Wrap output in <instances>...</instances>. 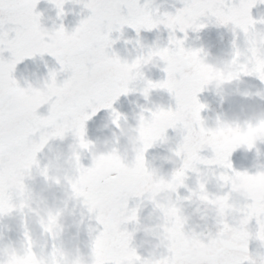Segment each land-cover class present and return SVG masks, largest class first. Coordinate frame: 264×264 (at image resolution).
<instances>
[{
    "label": "clouds",
    "instance_id": "clouds-1",
    "mask_svg": "<svg viewBox=\"0 0 264 264\" xmlns=\"http://www.w3.org/2000/svg\"><path fill=\"white\" fill-rule=\"evenodd\" d=\"M47 2L55 16L47 17L48 26L45 12L40 11L36 35L43 54L37 52L32 58L50 56L59 68L44 61L47 75L33 73L34 81L25 78L26 86L16 94L15 102L27 112L40 113L45 106L62 108L72 102V92L58 79L68 74V64L58 62L55 54L67 61L79 59L92 40L79 23L71 30L64 23L68 2H64L63 15L57 8L63 0ZM162 7L155 0L146 16L152 25L146 31L160 33L153 44L143 42L142 31H135L134 39L114 31L119 35L111 37L106 50L119 86L117 101L134 94L143 98L144 103L130 101L132 118L117 108L110 110L103 128L114 126V130L96 139L88 137L87 128L66 135L67 126L49 123L37 130L40 142L19 170L0 171V264H109L115 257H109L101 239L93 236L101 218L107 221L112 215L110 198L100 195L106 188H115L119 197L126 198L117 264H177L180 260L216 264L225 247L237 264H264V231L255 237L249 234L250 218L264 219V163L255 172L240 174L228 167L238 150L261 154L264 105H242L225 112L200 99L205 91L219 97L221 105L236 93L264 99V92L240 88L244 77L264 75V27H257L264 23H250L244 8L228 17L226 25L244 31L247 47L245 40L237 47L238 38L230 27L235 36L232 50L216 55L204 45L184 44L179 49L173 45L171 37L197 19L165 16ZM206 24L205 28L215 21L209 19ZM3 26L5 37L14 31L7 17ZM188 33L182 37L185 43ZM120 41L123 52L114 47ZM0 45L8 46L7 39L0 40ZM153 70L170 76L172 82L179 77L190 85L179 107L170 102L171 83L149 78ZM170 131L175 135L170 136ZM69 136L72 142L65 147ZM157 148L166 154L150 159V150ZM165 165H171L170 170ZM246 201L257 207L243 206ZM138 234L142 235L137 242ZM253 241L257 242L255 251L250 249Z\"/></svg>",
    "mask_w": 264,
    "mask_h": 264
},
{
    "label": "snow or ice",
    "instance_id": "snow-or-ice-1",
    "mask_svg": "<svg viewBox=\"0 0 264 264\" xmlns=\"http://www.w3.org/2000/svg\"><path fill=\"white\" fill-rule=\"evenodd\" d=\"M41 0H0V40L7 39L8 46L0 45V171L19 170L33 149L40 142L38 129L49 123L66 127V135L78 134L86 131L87 121L101 109L116 111L114 104L119 96V86L113 77V68L106 55V50L112 41V33L119 31L121 34L127 26L136 32L151 30L152 25L146 21L155 6V0H63L57 4L58 10L64 14V2L79 4L82 9L88 10L89 15L79 21V27L91 34L92 40L84 49L81 58L67 61L57 53L58 62L67 63L69 72L67 78L60 85L70 90L73 94L72 102L65 107H50L47 114L27 112L16 102V94L21 89L19 80L15 76L17 66L28 58L40 52V43L36 35L42 20V13L37 10ZM183 7L177 8L175 13L165 11L168 17H193L197 23L182 27L179 31L186 35L191 30L199 31L207 26L206 21L212 19L216 26L233 27L239 39L242 33L247 47V37L244 31L227 24L228 17L244 8L247 10L249 21L252 24L264 23V19L257 20L253 17L252 10L264 0H179ZM218 14H222L217 18ZM10 27L14 29L5 37V18ZM237 39V40H238ZM171 43L178 49L184 46L185 41L180 36L171 37ZM237 43V42H236ZM240 45L237 43V47ZM5 53L8 55L6 56ZM52 75H55L53 73ZM252 77L264 82V75L253 74ZM152 83L151 81L149 82ZM157 83L167 85L171 83L174 107H179L190 85L177 77L172 82L170 76L159 80ZM228 167L232 172L240 174L231 161ZM244 171V170H243ZM101 196L110 198L112 208L111 218L104 221L101 218L94 237L101 239L109 257H115L109 264H117L122 253L124 224L122 210L125 203L119 197L115 188L103 189ZM119 199V203L117 200ZM243 206L256 208L253 201L243 202ZM255 221V229H253ZM264 231V219L253 216L249 222V234L257 236ZM223 239H227L226 236ZM131 247V245H129ZM171 255V253H166ZM177 264H189L180 260ZM216 264H237V260L225 247Z\"/></svg>",
    "mask_w": 264,
    "mask_h": 264
},
{
    "label": "flooded vegetation",
    "instance_id": "flooded-vegetation-1",
    "mask_svg": "<svg viewBox=\"0 0 264 264\" xmlns=\"http://www.w3.org/2000/svg\"><path fill=\"white\" fill-rule=\"evenodd\" d=\"M76 4L74 3H68L66 5V11L68 12V15L64 21V23L66 24V21L69 17V15L71 14V12L75 9ZM51 6L48 4L47 0H41V2L39 3L37 10L41 11V12H45V20L44 23L48 26H51V21L47 19L48 16H55V12L50 10ZM180 8V7H177ZM176 8V9H177ZM175 9V11H176ZM175 13V12H174ZM57 23H59V21H57ZM67 26V24H66ZM192 32V34H191ZM213 32V28L211 27V25H209L207 28L201 30L199 33L193 32L191 30H189V39L186 41L185 43V47H200L201 45H204L207 48H211V35ZM160 33H158L156 31V34H154V36H150L148 33L146 32H141V38L143 39V42L145 44L151 45L154 43L157 35H159ZM167 32L163 33L164 36V43L166 44L167 42ZM178 36H180L181 38L184 36L183 33H177ZM200 36L201 39L197 40L196 37ZM136 38V32L135 33H131L127 36H125V38ZM116 49L121 50V52H123V48H124V44L123 41H120L119 43H117L114 46ZM44 61H47L48 66L50 67H54V68H59V65L57 64V62L55 61L54 58L50 57V56H45L43 58V60L37 56L36 58H28L25 61H23L21 64H19V70L20 72H25L28 70L33 69L30 73L29 76L33 75V73H37V74H46L47 75V68L45 67V63ZM67 75L69 74H64L62 73L58 79L62 82L63 79L67 78ZM149 78L153 79V80H161L163 78H166V74L163 72H160L158 70H153V72L149 73ZM244 80V78H243ZM244 86V83L241 85ZM209 98L210 99H219V97H216L213 93L209 94ZM119 102H124V96L123 99L118 100L115 104L114 107L117 108V104ZM208 113H204V115H207ZM110 115V110L107 109H103L101 110L95 117H93L90 121H88V125L89 127L91 126H95L96 122H104V123H108V117ZM104 135H111V131H102V130H97V131H93V130H88V137L90 139H96L97 137H102ZM65 143L68 145L69 144V137L66 139ZM66 145V146H67ZM182 194H186V190H182ZM130 206H134V205H130ZM146 213H143L142 215H145ZM140 235L142 234H138L137 235V242L140 239ZM142 251V250H141Z\"/></svg>",
    "mask_w": 264,
    "mask_h": 264
},
{
    "label": "rangeland",
    "instance_id": "rangeland-1",
    "mask_svg": "<svg viewBox=\"0 0 264 264\" xmlns=\"http://www.w3.org/2000/svg\"><path fill=\"white\" fill-rule=\"evenodd\" d=\"M253 17L257 20L264 18V4H258L256 8L252 10ZM257 27H264V25H257ZM192 34V32H191ZM244 44V37L241 33V46ZM7 53H5L6 55ZM7 56V55H6ZM46 74H40L39 76H44ZM37 77V76H36ZM35 77V78H36ZM34 81V80H33ZM245 86H240L241 91H251L253 93L256 92H264V82H261L258 78L255 77H246L245 78ZM235 87V86H233ZM165 97H167V93H164ZM207 91L200 94V99L202 102L207 101ZM127 99H133V100H139L140 103H144L143 98L139 97L137 94L126 96ZM225 100L232 102V105L228 112H231L233 110H239L240 106L242 105H248V104H259L264 105V99H261L260 97L253 96L252 98H245L242 95L236 93ZM172 106H175L174 100L170 101ZM138 111V109H136ZM134 114V113H133ZM102 130H108L112 131L114 130V126H112L109 129H102ZM170 136H174L175 134L170 131ZM72 142V138H69V144ZM66 147V145L64 144ZM150 159L153 155H162L166 154L162 149H152L150 150ZM208 155V153L206 154ZM233 165L237 170H248L250 172H255L257 170V166L261 163H264V146H261V154L257 156L255 151L251 153H245L243 150H238L236 153L233 154L232 157ZM253 229H255V221H253ZM254 245L257 246V242H252Z\"/></svg>",
    "mask_w": 264,
    "mask_h": 264
},
{
    "label": "water",
    "instance_id": "water-1",
    "mask_svg": "<svg viewBox=\"0 0 264 264\" xmlns=\"http://www.w3.org/2000/svg\"><path fill=\"white\" fill-rule=\"evenodd\" d=\"M141 2H143V0H141ZM157 3H163V7L161 8V11H169L172 13L177 6H183V4L179 2V0H157ZM81 12H82V6L77 4L75 11L71 13L70 18L67 20V26H68L69 30H71L73 27H75L79 23L80 19H82L83 17L90 14L88 12V10H83V15H80ZM212 25L214 28V32H213L212 37H211L213 47L210 50L213 52V54H216V55H222L225 52H230L232 50L231 49V42L235 38V36L233 35V33L230 30V27L226 28L223 26L218 27L215 24H212ZM132 31H135V30L126 26L124 28V35L132 32ZM154 31L155 30H153L151 32L148 31V32L151 35H154L153 34ZM117 35H119V33H113L112 38L113 39L116 38ZM237 43H238V41H237ZM27 73H28V71L24 72V73H16L15 72V76L19 80L20 85L22 87L26 84L25 78H27ZM210 104H211L212 108L216 109L217 111H225L229 106L228 103H223L221 105L220 102H213V101H210ZM47 110H48V107L45 106V108H42L40 110V113L46 115ZM170 168H171V165L165 166V170H170ZM132 203H135V202L134 201L131 202L130 205Z\"/></svg>",
    "mask_w": 264,
    "mask_h": 264
}]
</instances>
